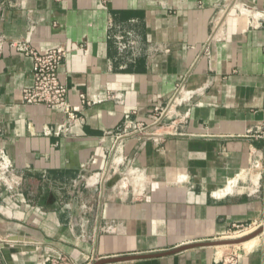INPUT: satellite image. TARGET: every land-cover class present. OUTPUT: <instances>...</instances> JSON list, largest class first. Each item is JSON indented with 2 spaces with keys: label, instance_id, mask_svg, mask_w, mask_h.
Listing matches in <instances>:
<instances>
[{
  "label": "crops",
  "instance_id": "1",
  "mask_svg": "<svg viewBox=\"0 0 264 264\" xmlns=\"http://www.w3.org/2000/svg\"><path fill=\"white\" fill-rule=\"evenodd\" d=\"M16 40L65 51L66 131L23 102ZM126 114L144 130L115 142ZM0 148L18 176L0 193L2 264H264V237L231 258L203 245L264 223V0H0Z\"/></svg>",
  "mask_w": 264,
  "mask_h": 264
},
{
  "label": "built area",
  "instance_id": "2",
  "mask_svg": "<svg viewBox=\"0 0 264 264\" xmlns=\"http://www.w3.org/2000/svg\"><path fill=\"white\" fill-rule=\"evenodd\" d=\"M115 43L119 56H127L128 53L135 52L136 42L131 32H118L116 34ZM10 47L15 52L31 60V83L27 88L22 90V100L27 105L43 106L48 109H53L61 112L64 115V122L56 127V133L64 132L68 126L78 121L77 112L79 106H73L68 100V91L65 83L59 77V67L66 53L62 48L49 49L44 53L37 52L25 40H16L11 42ZM182 86L176 88L175 94L171 97L168 105L163 109H157L154 114V126H160L164 117L170 108L179 100ZM83 99V98H82ZM124 126L120 134L115 135L114 141L117 142L123 137H128L136 132L141 133L144 126L139 122H134L130 119V115L124 116ZM116 173V170H114ZM124 173H126L124 171ZM124 173H118V182L125 189L129 176ZM129 175V173H128ZM135 179H137L135 177ZM139 179H137V182ZM135 182V180H134ZM18 186V176L15 174L14 168L8 159L6 153L0 148V193H8L11 196H16V187ZM8 244L4 238H0V249ZM232 261V259H230ZM229 261V262H230ZM0 264L1 258H0ZM47 264H75L72 260L64 256L52 257Z\"/></svg>",
  "mask_w": 264,
  "mask_h": 264
},
{
  "label": "rangeland",
  "instance_id": "3",
  "mask_svg": "<svg viewBox=\"0 0 264 264\" xmlns=\"http://www.w3.org/2000/svg\"><path fill=\"white\" fill-rule=\"evenodd\" d=\"M264 226V223L261 224H255L253 226H246L244 228H236L231 232H228L222 236H220L217 241H225V240H238L241 238H244L245 236H248L256 231H258L260 228H262ZM264 237V231L263 233H261L260 235L242 243L239 245H232V246H219L217 247L218 250L223 251L221 257L222 258H231L232 256H234L235 254H237L238 252L242 251V250H250L254 247H256L260 240ZM254 241V242H253ZM250 242V243H249ZM252 242V244H251ZM249 243V244H248ZM252 246H251V245ZM249 245L250 247L246 246Z\"/></svg>",
  "mask_w": 264,
  "mask_h": 264
},
{
  "label": "water",
  "instance_id": "4",
  "mask_svg": "<svg viewBox=\"0 0 264 264\" xmlns=\"http://www.w3.org/2000/svg\"><path fill=\"white\" fill-rule=\"evenodd\" d=\"M264 231V226L262 228H260L258 231L245 236L244 238L238 239V240H225V241H217V242H213V243H208V244H203L206 246H232V245H239L242 244L258 235H260L261 233H263ZM198 246H202V244H197V245H189V246H184L182 248H179L177 250H174L172 252L169 253H165V254H161V255H171L174 253H177L181 250L187 249V248H194V247H198ZM132 258H113V259H104V260H100L98 262H95L94 264H111V263H115V262H121V261H127V260H131Z\"/></svg>",
  "mask_w": 264,
  "mask_h": 264
},
{
  "label": "bare ground",
  "instance_id": "5",
  "mask_svg": "<svg viewBox=\"0 0 264 264\" xmlns=\"http://www.w3.org/2000/svg\"><path fill=\"white\" fill-rule=\"evenodd\" d=\"M253 242H254V241H253ZM249 243H250V242H249ZM249 243H248V244H249ZM251 244H252V242H251ZM251 244H250V245H251ZM246 246L250 247L249 245H246ZM251 246H252V245H251Z\"/></svg>",
  "mask_w": 264,
  "mask_h": 264
}]
</instances>
